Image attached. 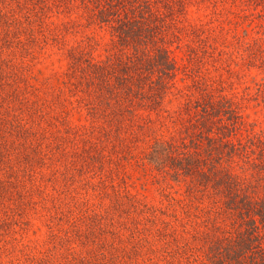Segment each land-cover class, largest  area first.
Returning <instances> with one entry per match:
<instances>
[{
    "label": "rangeland",
    "instance_id": "obj_1",
    "mask_svg": "<svg viewBox=\"0 0 264 264\" xmlns=\"http://www.w3.org/2000/svg\"><path fill=\"white\" fill-rule=\"evenodd\" d=\"M92 1L0 0V148L29 132L24 145L0 149V264H151L158 220L173 224L180 206L160 188L144 147L155 130L179 141L197 100L229 92L220 79L251 72L245 61L262 36L255 30H264V0H150L158 10L172 5L168 28L195 51L176 74L179 88L202 84L189 93L169 88L128 118L113 114L124 107L121 89L108 95L100 77L90 90L74 86L70 51L78 54V44L93 60L107 59L108 70L127 53L111 47L110 22L94 17ZM86 101L112 118H90Z\"/></svg>",
    "mask_w": 264,
    "mask_h": 264
},
{
    "label": "trees",
    "instance_id": "obj_2",
    "mask_svg": "<svg viewBox=\"0 0 264 264\" xmlns=\"http://www.w3.org/2000/svg\"><path fill=\"white\" fill-rule=\"evenodd\" d=\"M93 1L88 7L94 10V17L110 22L111 47L115 51L125 48L127 53L124 59L117 54L108 70L107 59L93 60L91 52L78 44V54L70 51L69 68L74 75L78 72L74 86L90 90L100 77L110 89L108 95L113 88L121 89L118 102L124 107L113 114L120 111L132 118L138 106L148 104L150 108L167 89L179 88L176 74L188 69L195 51L182 42L180 29L169 30L173 23L167 19L175 12L170 3L158 10L150 0ZM94 17L90 15L89 21ZM255 31L262 36L255 38L257 47L245 61L252 71L220 79V86L229 92L219 91L217 96L209 92L201 104L197 100L179 129L184 134L179 141L155 130L144 147L145 157L161 173L154 174L163 183L160 188L170 202L177 198L181 209L173 207L177 211L173 224L171 219L159 218L160 253L149 259L151 264H264V30ZM182 47L185 52L176 53ZM107 71L112 84L104 77ZM193 81L179 89L189 93L200 88L201 80ZM86 105L90 118L113 116L91 101ZM20 133L22 139L5 142V147L3 141L0 149L11 152L12 144L24 145L29 132ZM163 214H167L165 209ZM155 219L152 221L157 223Z\"/></svg>",
    "mask_w": 264,
    "mask_h": 264
}]
</instances>
